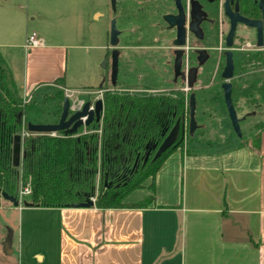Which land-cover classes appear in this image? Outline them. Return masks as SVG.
<instances>
[{
    "label": "crops",
    "instance_id": "0c3cea01",
    "mask_svg": "<svg viewBox=\"0 0 264 264\" xmlns=\"http://www.w3.org/2000/svg\"><path fill=\"white\" fill-rule=\"evenodd\" d=\"M55 2L34 0L37 12L30 20L39 32L31 33L45 45L29 51L27 14L0 7L1 57L5 61L4 53L13 50L27 53L21 97L52 88L56 80L68 82L69 53L77 44L51 42L40 29L57 17ZM63 88L66 96L74 93ZM151 182L123 202L136 205L153 197L145 208L50 209L62 226L59 264H264V131L259 150L251 145L211 153L178 149L161 166L152 190Z\"/></svg>",
    "mask_w": 264,
    "mask_h": 264
},
{
    "label": "rangeland",
    "instance_id": "374dc122",
    "mask_svg": "<svg viewBox=\"0 0 264 264\" xmlns=\"http://www.w3.org/2000/svg\"><path fill=\"white\" fill-rule=\"evenodd\" d=\"M136 1L117 0L116 10L113 13L110 0H56L54 4L59 5L57 17L49 19L48 24L45 21V25L41 23L40 29L51 39V42L64 44L67 41H73L70 44H77V51L69 53L66 74L68 82L66 84H54L55 86L52 88L40 87L31 96L21 97L24 105L32 106L30 108L32 110L28 109L26 114L27 119H34L40 124L54 123L56 121L55 113L59 110L57 97H67L63 90L64 86L74 92L68 94L70 96L68 100L70 103L75 102L74 106L77 110L80 108L78 105L87 102L94 104L96 101L102 100L104 91L98 89L105 79L108 85L107 92L128 95L183 96L186 106L189 96L192 93L196 94L195 119L198 129L193 137L194 140H200L201 143L196 144L193 141L191 148L196 149L197 152L225 151L228 148L239 146L242 140H247L249 136H256L258 134L256 126L259 121L264 120V104H261V107L257 109L242 97L236 100L237 116L244 118L240 126L242 133L240 139L235 135L227 112L220 103V98L223 95L221 85L224 83L221 79L224 67L222 54L226 52L222 36L227 34L226 25L221 18L222 13L219 14L215 28L210 30L211 50L207 70L204 75L197 78L196 86L191 91H186V86L183 83L172 85L171 73L165 68V59H169L168 50L163 49L160 50L161 53H158L159 50L156 52V47H169L170 40L167 34H159L157 29L159 19L155 8L156 0L148 1L146 5L147 14L151 16L149 29L143 35L138 36L137 33L135 36L132 35V32L137 29L138 21L136 19L129 21L125 13L126 7L133 5L135 18L137 17L136 9L140 6ZM223 1L221 0V4ZM34 4V0H0V7L17 8L20 15L27 14L28 26L27 30L25 26L24 31L28 34L34 31L39 32L33 27L34 24L30 20L35 18L33 14L37 12ZM52 4L48 8L49 12L51 9L53 10ZM111 18L116 20L117 29L122 32L119 46L116 48L120 53V59L115 87L111 86L109 78L110 56L108 53L110 54L112 49H108V37ZM20 27L18 22L16 28ZM216 36L217 41H215ZM106 46L107 52L105 49L100 50V47ZM19 51L5 52L4 56L6 66L11 73L18 94L21 96L22 93L24 94L20 88L23 87L27 53L24 50ZM255 52H264V50L256 49L253 32L240 27L232 47L235 59ZM104 63L105 65H103ZM150 68H153V74L144 75L143 70L148 71ZM241 77L242 81L239 80ZM232 80L244 89L248 86L250 78L248 75L239 73L234 75ZM216 85L217 88L220 87L221 95H219V91L218 93L213 92L212 88ZM216 96H221L218 98L219 102L212 100ZM74 110L69 111V116L77 111ZM188 122L187 112L184 121L185 137L188 132ZM99 187L98 183L97 189ZM25 198L28 197L25 196ZM92 200L95 203L96 197ZM61 227L56 211L25 208L22 203L18 208H14L0 197V264H59L60 248L63 244L60 237ZM7 244L9 246L5 250Z\"/></svg>",
    "mask_w": 264,
    "mask_h": 264
},
{
    "label": "trees",
    "instance_id": "16d2710c",
    "mask_svg": "<svg viewBox=\"0 0 264 264\" xmlns=\"http://www.w3.org/2000/svg\"><path fill=\"white\" fill-rule=\"evenodd\" d=\"M253 1L243 2L250 11V17L258 19L260 12ZM233 61L234 75L240 73L250 78L244 89L232 80L231 98L234 108L236 100L242 97L259 109L264 104L263 53L245 54L237 60L233 57ZM239 80L242 81V77ZM59 83L64 82L62 79L55 81V85ZM107 87L104 79L98 89L104 91L103 114L99 124L93 123L73 136L63 133L31 135L27 132V124L40 123L27 119L26 114L28 109L32 110V106L23 104L11 73L0 55V191L18 198L19 190L28 188L30 195L25 199L23 197L22 203L42 209L72 208L95 197L94 207L99 210L147 207L154 200L153 197L136 205H125L123 202L130 193L142 189L149 179L152 181L149 189L152 190L156 174L172 152L185 149L188 154L194 153L196 149L191 148L193 141L196 144L201 141L194 140L188 132L181 139L187 112L189 115V107L185 105L183 96L111 93L107 92ZM212 89L221 95L220 87L216 85ZM220 97L216 96L212 100L219 102ZM57 99L59 110L55 113L56 121L50 125L56 124L62 113L64 97ZM220 103L226 111L223 95ZM177 121L180 133L174 147L160 158L141 166L142 158L148 152L146 146L159 147ZM256 128V136H249L248 141L242 140L235 147L251 145L254 150H259L264 120L259 121ZM23 133L28 135L21 137L24 157L19 166L14 167L13 140ZM136 163L139 167L131 173L130 169ZM117 168L121 169L119 173L125 174L126 178L114 182V185H119L118 188L107 189L105 181L110 180Z\"/></svg>",
    "mask_w": 264,
    "mask_h": 264
},
{
    "label": "water",
    "instance_id": "95a60500",
    "mask_svg": "<svg viewBox=\"0 0 264 264\" xmlns=\"http://www.w3.org/2000/svg\"><path fill=\"white\" fill-rule=\"evenodd\" d=\"M234 0H224V15L230 21V30L227 34L225 39V46L226 52L224 53L225 58V65L223 72L221 74V79L224 83L221 85V89L223 92V100L226 107L227 115L229 121L231 123V127L238 138H241V129H240V122L243 121L244 118H238L235 108L232 103L231 98V91L232 86L230 81L234 77V61H233V53L232 47L234 45V36L237 24L243 25L249 29L256 30V45L255 47L258 50H264V4L262 1L259 3V10L262 14L261 20H248L242 18L238 15V8L236 6L235 10H231V4H233ZM116 2L117 0H110V5L115 12L116 10ZM178 8L177 16H165L163 18L164 22L168 25L169 29H176V39L174 46L179 48L185 44V35H186V16L185 13L179 3V0H175ZM212 2V1H211ZM200 15V6L197 2L192 3V9L190 12L191 16V23H187V29L190 33L194 34L196 38L201 39V33L199 29V25L201 20H199ZM119 35L120 32L117 30L116 27V20H112L110 22L109 28V48L112 49L111 56H110V84L111 86L115 87L117 84V77H118V58H119V51L116 49L119 43ZM197 54H203L205 56L204 60L199 63V66H202L208 59L209 55L206 51H197ZM176 59L174 62V78L173 82L176 83L178 79L184 82L188 91H191L194 86L197 84V76H198V69H192L187 76L180 73V65H181V55L182 51H177ZM264 57V53H263ZM106 63V62H105ZM105 63L103 65H105ZM101 87V85H100ZM99 87V88H100ZM189 107V122H188V134L190 137L194 135L196 130L198 129L195 113H196V98L195 94H191L189 96L188 101ZM71 110V103L67 97L63 99V107L62 113L57 124H47V125H34V124H27V132L31 135L35 136H43V135H55L58 133H63L64 135L73 136L76 135L80 129L87 128L93 123H100L102 114H103V102L102 100L96 101L94 104L89 102L83 104L80 110L75 111L71 116H69V111ZM180 133V124L179 121L176 122L174 127L171 131L165 136L163 142L159 147L153 146L149 147L146 146V159L144 163H146L147 158L149 157V153L151 150L156 149V154L154 159L160 158L165 152L169 149L173 148L176 141L178 140ZM183 140L185 138L184 131L181 132ZM21 136H16L13 140V147H12V156H13V166L18 167L21 159L24 157V153L21 148L22 144ZM0 197L5 200L6 202L10 203L14 208H18L20 206L19 200L14 196H9L4 192L0 191ZM24 207L31 208L32 205L28 203H22ZM94 207V202L92 199H87L84 203L78 204L73 206V209H90ZM8 244L5 247V250L8 249Z\"/></svg>",
    "mask_w": 264,
    "mask_h": 264
},
{
    "label": "flooded vegetation",
    "instance_id": "af4514ba",
    "mask_svg": "<svg viewBox=\"0 0 264 264\" xmlns=\"http://www.w3.org/2000/svg\"><path fill=\"white\" fill-rule=\"evenodd\" d=\"M133 1V0H130ZM150 0H137L136 3L139 7H137V11H138V15L135 18V14H134V9H133V5L131 7H126V17L127 19L130 21L131 19L134 21L135 19L138 21V24L136 25V31L132 32V35L135 36L136 33L138 34V36L140 34H144L146 33L147 29H149V20L151 18L150 15L147 14V2ZM212 1V2H211ZM244 0H234L233 4H231V10L234 11L236 6L238 8V15L242 18L248 19V20H261L262 19V14L261 11L259 10V3L260 1H262V3L264 4V0H255L253 1V4L255 5V7L257 8V10L260 12V17L258 19H253L250 17V11L249 9L245 6V3L243 2ZM127 2H129V0H127ZM197 2L198 5L200 6V15H199V20H201V23L199 25V29H200V33H201V39L196 38L194 34L190 33L187 29V23H191V16H190V12L192 9V3ZM117 3V2H116ZM179 3L185 13V18H186V22L185 23V28H186V35H185V44L182 47H175L174 43H175V39H176V29L175 27L173 29H169L168 25L164 22L163 18L165 16H177L178 14V8H177V4L175 2V0H156V12L158 13V25H157V29L159 30V34H167L170 38L169 40V47H165V46H159L156 47V52L161 53L160 50L163 49H167V55L169 57V59H165L166 60V65L165 68H167L168 72L170 71L171 76H172V85H178L184 82L181 81L180 79L177 80L176 83L173 82V78H174V62L176 59V52L177 51H182V55H181V65H180V70L179 72L184 74L185 76H187L189 74V72L192 69H198V76L200 75H204L206 70H207V66L208 63L210 61V30L215 28V26L218 23V17L220 12L222 13L221 18H223V23H225L226 25V29H227V34L230 30V21L227 17H225L224 15V1L221 4V0H179ZM127 6V5H126ZM222 6V7H221ZM111 12H113L112 8H111ZM114 13V12H113ZM217 13V14H216ZM115 20L111 18V21ZM117 27V26H116ZM240 27H243L244 29L253 32L254 33V40H255V45H256V30L253 29H249L247 27H244L243 25L237 24L236 26V30H235V36H234V40L235 37L237 35L238 29ZM118 30V29H117ZM119 31V30H118ZM120 32L119 35V43L121 40V35L122 32ZM227 34L225 36H222L224 39V44H225V39L227 37ZM109 40V38H108ZM118 43V46H119ZM142 44V42H141ZM117 46V47H118ZM109 47V46H108ZM257 49V48H256ZM112 51V50H111ZM111 51L110 54L108 53V56H111ZM197 51H206L207 54L209 55V59L202 65L199 66V63L202 62L205 58V56L203 54H197ZM264 53V52H262ZM224 54H222V58L224 61V65H225V58L223 57ZM234 57V55H233ZM119 59H120V53H119V58H118V71H119ZM145 66V65H142ZM224 67L222 68V72H223ZM144 71L147 70H143L144 75H152L154 70L153 68L149 69L146 73ZM118 78V77H117ZM196 86V85H195ZM58 122V121H57ZM57 124V123H56ZM157 148L153 149L150 151L149 153V157L147 158L146 163H148L149 161H154V156L156 154ZM13 158V156H12ZM146 159V156L142 158V165L144 166L146 163H144V160ZM138 163H136L135 165H133V167L130 169V172H134L136 169H138L139 166H137ZM120 168H117V170L111 174L110 176V180L107 179L106 176V181H105V187L107 189H111V188H118L119 185L116 184L114 185V182H118L120 180H124L126 178L125 174H120Z\"/></svg>",
    "mask_w": 264,
    "mask_h": 264
},
{
    "label": "built area",
    "instance_id": "2783aa9c",
    "mask_svg": "<svg viewBox=\"0 0 264 264\" xmlns=\"http://www.w3.org/2000/svg\"><path fill=\"white\" fill-rule=\"evenodd\" d=\"M44 45L45 44H44L43 40H41L35 33H31L30 35L27 36L24 48L26 51H29V50L36 49V48H42V47H44ZM186 91H188L187 88H186ZM68 94H67V98L70 97ZM74 104H75V102L71 103V109H73V110L75 109ZM78 106H80V108H78ZM78 106H77V108H78V110H80L83 105L81 104ZM75 110H77V109H75ZM24 136H28V135L23 133L21 135V137H24ZM28 195H30V190L28 188H24V189H21L19 191L17 199L19 200L20 204L22 203L23 197L28 196Z\"/></svg>",
    "mask_w": 264,
    "mask_h": 264
}]
</instances>
